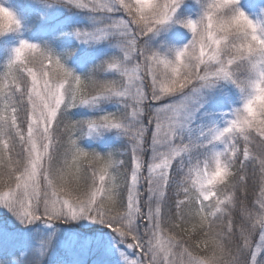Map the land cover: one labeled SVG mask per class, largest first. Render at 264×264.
Segmentation results:
<instances>
[{
  "label": "snow or ice",
  "instance_id": "snow-or-ice-1",
  "mask_svg": "<svg viewBox=\"0 0 264 264\" xmlns=\"http://www.w3.org/2000/svg\"><path fill=\"white\" fill-rule=\"evenodd\" d=\"M25 7L42 36L0 0V264H264V2Z\"/></svg>",
  "mask_w": 264,
  "mask_h": 264
},
{
  "label": "rangeland",
  "instance_id": "rangeland-1",
  "mask_svg": "<svg viewBox=\"0 0 264 264\" xmlns=\"http://www.w3.org/2000/svg\"><path fill=\"white\" fill-rule=\"evenodd\" d=\"M3 2L15 8H19L28 20V16H27L28 11H26L25 8L22 5H20L19 2H17L16 0H3ZM243 2L247 4L248 0H243ZM252 2L261 3V2H264V0H252ZM26 37L32 38L28 33H26ZM7 43L8 42H5L4 40L0 39V61H2L4 58V48L7 46ZM0 222L8 225L9 228H13V222H12L11 217L7 216L3 211H0ZM76 258L83 259L85 261H88L89 264H91L92 261L98 258V255L97 254H87L83 256H76L72 252L67 251L63 248L57 250V253H56L57 260L68 261V260H72Z\"/></svg>",
  "mask_w": 264,
  "mask_h": 264
},
{
  "label": "trees",
  "instance_id": "trees-1",
  "mask_svg": "<svg viewBox=\"0 0 264 264\" xmlns=\"http://www.w3.org/2000/svg\"><path fill=\"white\" fill-rule=\"evenodd\" d=\"M16 1L19 2L20 5H22L25 8L26 11H28V13H27L28 23L31 26L28 34L31 37L42 36L44 25L40 21L39 13L37 11L31 9V8L25 7V5L27 4V0H16ZM37 42H39V41L37 40ZM0 62H2V61H0ZM85 146H87V142H85ZM117 150H119V149H117ZM0 228H6L9 232L13 231V228H9L8 225H6L2 222H0Z\"/></svg>",
  "mask_w": 264,
  "mask_h": 264
}]
</instances>
